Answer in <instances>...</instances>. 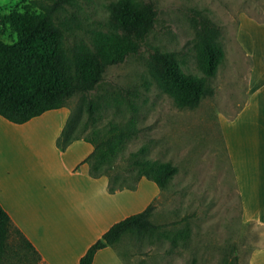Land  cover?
<instances>
[{"label": "rangeland", "instance_id": "374dc122", "mask_svg": "<svg viewBox=\"0 0 264 264\" xmlns=\"http://www.w3.org/2000/svg\"><path fill=\"white\" fill-rule=\"evenodd\" d=\"M29 1L32 0H0V13L7 18L16 7L23 11ZM110 1L79 0L69 8L77 12L81 22L69 43L90 41L92 31L109 29ZM152 1L157 19L147 44L140 54L110 66L106 73V84L136 88V110L109 105L101 113L100 124H106L109 118L135 117L140 128L115 160L111 179L135 183L128 157L146 145L147 157L168 160L177 166L171 182L161 189L154 181L141 177L135 189L110 195L105 191L110 176H100L97 186L77 175L76 168L89 171V164L81 163V159L91 145L81 141L61 151L56 143L71 112L76 123L85 119L84 101L75 95L32 125L9 130L14 137L37 135L44 139L19 141L14 148L23 159L15 157L17 162L12 160L13 164L25 168L29 160L34 189L27 197L22 196L11 184L3 187L1 176L0 201L15 220L39 225L53 214L54 207L47 202L59 198L58 216L94 215L95 229L100 231L113 221L145 209L155 199L154 221L168 223L173 232L190 230L189 236L173 239L127 234L115 247L110 246L97 264H224L228 252L239 255L238 264H264V220L253 218L256 209L264 215V174L261 182L257 175L260 166L264 170V111L259 138L252 127V109L243 111L253 91L251 75L264 78V0ZM193 8L203 10L220 24L225 54L209 80L215 87L214 95L204 97L195 108H180L174 102L178 86L151 74L147 58L151 47L176 50L187 73L202 75L197 63L200 49L190 23ZM0 37L11 41L16 33L9 27ZM1 140L0 135V144ZM3 152L0 146V163L7 161ZM115 203L122 207L98 214L99 208L109 205L112 210ZM62 248L66 250L68 244L63 243L59 250ZM4 264L45 262L20 250Z\"/></svg>", "mask_w": 264, "mask_h": 264}, {"label": "trees", "instance_id": "16d2710c", "mask_svg": "<svg viewBox=\"0 0 264 264\" xmlns=\"http://www.w3.org/2000/svg\"><path fill=\"white\" fill-rule=\"evenodd\" d=\"M78 2L32 0L25 4L23 11L16 7L7 18L0 13V35L9 27L16 33L11 41L0 37V115L14 123H24L48 110L63 107L73 96L79 95L84 101L85 119L76 123L71 112L57 138V146L65 151L76 140L89 141L93 150L81 163L89 164L93 178L110 176L108 190L111 193L135 189L141 177L165 188L178 168L168 160L147 157L146 145L132 151L128 157L129 166L135 172V183L119 182L117 177L111 179L115 160L140 128L135 117L109 118L106 124H100L101 113L109 105L117 109L126 105L136 110L133 102L136 88L106 84V73L110 66L141 53L155 27V3L152 0H112L107 5L109 29L92 31L90 41L81 39L69 43L70 36L81 26L77 12L69 10ZM191 11L190 23L200 49L197 63L202 75L187 73L182 66V56L176 50L151 47L147 58L151 74L162 82L178 86L174 102L180 108H195L204 97L214 95L215 87L209 80L216 74L225 54L220 42V24L201 9ZM155 208L153 199L145 209L114 222L89 246L79 263L92 264L98 250L115 247L127 234L145 235L149 239L189 236V228L173 232L167 227L168 223L154 221ZM20 250L42 260L39 250L0 202V264L13 254L19 255ZM225 255L224 264H238V254Z\"/></svg>", "mask_w": 264, "mask_h": 264}, {"label": "crops", "instance_id": "0c3cea01", "mask_svg": "<svg viewBox=\"0 0 264 264\" xmlns=\"http://www.w3.org/2000/svg\"><path fill=\"white\" fill-rule=\"evenodd\" d=\"M250 80L253 84V91L251 93L249 100L245 103L243 111L252 109L253 111L252 118L254 119L252 122L253 123L252 127H254V131L259 138L261 135L260 134L261 131L263 132V130L261 129L262 128L261 112L264 111V78L261 79L259 76L254 77V74H252ZM50 111L51 110H48L43 114L33 117L32 119L24 123H14L0 115V135H1V139H3L1 140L0 146L3 148L4 151L2 153L3 157L4 156L7 157L6 162L2 160V162L0 163V178L1 176H3L2 177V180L4 182L3 187L10 186L11 184L10 187H13V189L22 196L26 195L27 197L29 191L31 192V189H34V184L31 179V166L29 165V160L24 165L25 168H19L18 165L13 164L12 160H15L14 159L15 157H17L19 160L23 159V157L20 154H16L14 148L15 146H17V144H19L18 143L19 141L41 142L44 139V137L37 135L31 137L26 136L21 138L14 137L13 135H11L9 130L11 128H15V129L19 128L20 130L26 128L32 125L38 119H41L46 115H48ZM5 132L7 133V135H5ZM31 134H35V133H32L31 131ZM81 141H85L91 145V147L87 149L85 155L81 159L84 160L88 156V154L93 150V145L89 141L79 139L71 143L68 146V148L72 147L77 142H81ZM67 149L65 151H67ZM59 150L61 149L59 148ZM15 162L17 161L15 160ZM85 164L88 163L85 162ZM4 172L5 174H3ZM74 172L77 175L82 176L83 180L85 179L91 182V184L96 183V185L98 186L101 183L100 180L101 178L99 177L93 178V176L90 175L89 171L87 172L86 170H82V169L78 170V168H76ZM255 174L256 172L254 173V178L256 176ZM262 174H264V170H262L260 166V168L257 171V175L260 176V182H261ZM258 176H257V180L259 181ZM108 181L109 180L107 179V190L105 189V191L109 192ZM124 190L116 191L115 193L109 192V194L111 193L110 195H116L117 193H122ZM58 201L59 198L47 202L48 206L54 207V210L52 211L53 214L48 215L44 220V222L40 223L39 225L38 224L34 225L32 222L21 223V221L15 220V218H13V216L11 215L12 214L11 211H9L6 208L5 209L10 213L13 222L24 232V234L29 238V240H31V242L34 244L36 249L39 250L42 260L46 264H80L79 263L80 258L85 252H87L86 250L89 248V246L92 243H94L99 237H101L102 234L116 221H113V223H110L104 229L97 231L95 229L96 220L95 218H93L94 215L92 216L87 214L85 216H80V215L58 216L60 213L59 209H61V206H59ZM258 206L260 205L258 204ZM95 207H96V202H95ZM118 207L121 208L122 206L116 204L114 205V208L111 210L110 206L106 205L104 206V208L98 209V214L102 213L103 210H104V214H108L111 211H115ZM94 212H97V210H95ZM254 212L255 213L253 215V218H255L256 220H264V215L262 216L261 213H259V209L254 210ZM63 243H67L68 248L66 250L64 248L59 250V247H61ZM109 247L110 246H106L98 250L97 251L98 253H96L92 264H97L99 258L103 255V253H108L107 251H109Z\"/></svg>", "mask_w": 264, "mask_h": 264}]
</instances>
